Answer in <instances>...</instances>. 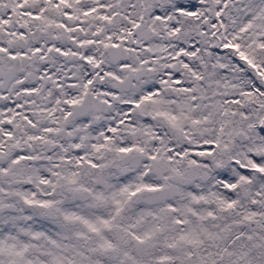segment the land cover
Here are the masks:
<instances>
[{"label": "snow or ice", "instance_id": "1", "mask_svg": "<svg viewBox=\"0 0 264 264\" xmlns=\"http://www.w3.org/2000/svg\"><path fill=\"white\" fill-rule=\"evenodd\" d=\"M0 264H264V0H0Z\"/></svg>", "mask_w": 264, "mask_h": 264}]
</instances>
